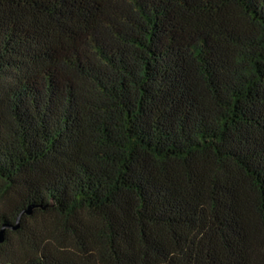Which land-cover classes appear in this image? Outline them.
<instances>
[{"label":"trees","instance_id":"trees-1","mask_svg":"<svg viewBox=\"0 0 264 264\" xmlns=\"http://www.w3.org/2000/svg\"><path fill=\"white\" fill-rule=\"evenodd\" d=\"M19 215L0 264H264V0H0Z\"/></svg>","mask_w":264,"mask_h":264},{"label":"water","instance_id":"water-1","mask_svg":"<svg viewBox=\"0 0 264 264\" xmlns=\"http://www.w3.org/2000/svg\"><path fill=\"white\" fill-rule=\"evenodd\" d=\"M32 208L33 207H28L26 210H24V212L22 214H28L30 215L31 214V211H32ZM21 215L18 216V218L16 219V222H15V225L11 226V225H2V227L0 228V244L4 241V233H5V230L7 228L9 229H17L18 228V223H19V218H20Z\"/></svg>","mask_w":264,"mask_h":264}]
</instances>
